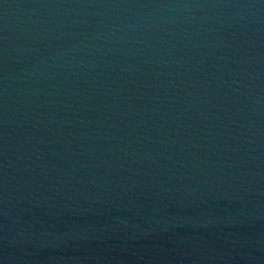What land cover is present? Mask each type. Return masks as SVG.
Masks as SVG:
<instances>
[{
  "label": "water",
  "instance_id": "obj_1",
  "mask_svg": "<svg viewBox=\"0 0 264 264\" xmlns=\"http://www.w3.org/2000/svg\"><path fill=\"white\" fill-rule=\"evenodd\" d=\"M0 264H264V0H0Z\"/></svg>",
  "mask_w": 264,
  "mask_h": 264
}]
</instances>
